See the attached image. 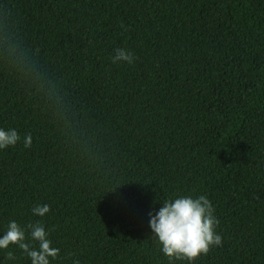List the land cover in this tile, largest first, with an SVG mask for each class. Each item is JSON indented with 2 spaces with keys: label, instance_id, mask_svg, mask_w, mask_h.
Returning a JSON list of instances; mask_svg holds the SVG:
<instances>
[{
  "label": "trees",
  "instance_id": "1",
  "mask_svg": "<svg viewBox=\"0 0 264 264\" xmlns=\"http://www.w3.org/2000/svg\"><path fill=\"white\" fill-rule=\"evenodd\" d=\"M0 264H264V0H0Z\"/></svg>",
  "mask_w": 264,
  "mask_h": 264
}]
</instances>
